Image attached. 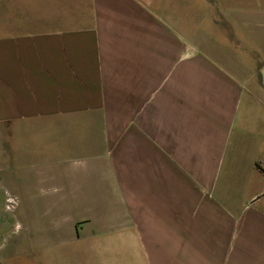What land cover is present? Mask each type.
<instances>
[{
  "label": "crops",
  "instance_id": "obj_1",
  "mask_svg": "<svg viewBox=\"0 0 264 264\" xmlns=\"http://www.w3.org/2000/svg\"><path fill=\"white\" fill-rule=\"evenodd\" d=\"M0 139L43 251L264 264V0H0Z\"/></svg>",
  "mask_w": 264,
  "mask_h": 264
},
{
  "label": "rangeland",
  "instance_id": "obj_2",
  "mask_svg": "<svg viewBox=\"0 0 264 264\" xmlns=\"http://www.w3.org/2000/svg\"><path fill=\"white\" fill-rule=\"evenodd\" d=\"M2 149L0 144V157ZM4 200L2 199L4 203L0 205V220L2 222L5 221L7 226H2L1 232L4 234L8 228H13L15 231L5 233V239L3 235L2 237L0 236V264H74L75 261L78 264H82L81 260H84L85 257L81 253L73 256V254L64 255L58 252L43 251L41 237H27L26 230L24 229H22L24 231H20L19 233L16 223L14 226H11V223H14L15 204L13 209H6ZM101 261L106 262L105 258Z\"/></svg>",
  "mask_w": 264,
  "mask_h": 264
},
{
  "label": "built area",
  "instance_id": "obj_3",
  "mask_svg": "<svg viewBox=\"0 0 264 264\" xmlns=\"http://www.w3.org/2000/svg\"><path fill=\"white\" fill-rule=\"evenodd\" d=\"M5 206H6V209H10V208H14V201L15 199L10 196V194L8 192H5Z\"/></svg>",
  "mask_w": 264,
  "mask_h": 264
},
{
  "label": "trees",
  "instance_id": "obj_4",
  "mask_svg": "<svg viewBox=\"0 0 264 264\" xmlns=\"http://www.w3.org/2000/svg\"><path fill=\"white\" fill-rule=\"evenodd\" d=\"M264 171V170H263Z\"/></svg>",
  "mask_w": 264,
  "mask_h": 264
}]
</instances>
